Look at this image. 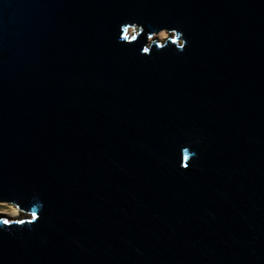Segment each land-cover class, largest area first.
Listing matches in <instances>:
<instances>
[{
	"label": "water",
	"instance_id": "1",
	"mask_svg": "<svg viewBox=\"0 0 264 264\" xmlns=\"http://www.w3.org/2000/svg\"><path fill=\"white\" fill-rule=\"evenodd\" d=\"M0 204V264H264V0H0Z\"/></svg>",
	"mask_w": 264,
	"mask_h": 264
},
{
	"label": "rangeland",
	"instance_id": "2",
	"mask_svg": "<svg viewBox=\"0 0 264 264\" xmlns=\"http://www.w3.org/2000/svg\"><path fill=\"white\" fill-rule=\"evenodd\" d=\"M136 32V30H130L131 34H134ZM167 37L163 40H158L157 36L154 35L152 38L149 39V41L153 40V39H157V41L159 43L164 42L167 38L171 37L170 34L166 33ZM15 209V208H14ZM12 213V206L10 207L9 205H5V204H0V219H5V220H9V221H15L17 219H23L25 217H27L26 215H24L23 213L18 211V216L16 217H10V214Z\"/></svg>",
	"mask_w": 264,
	"mask_h": 264
},
{
	"label": "snow or ice",
	"instance_id": "3",
	"mask_svg": "<svg viewBox=\"0 0 264 264\" xmlns=\"http://www.w3.org/2000/svg\"><path fill=\"white\" fill-rule=\"evenodd\" d=\"M122 31L127 32V31H128V28H125V29H123ZM123 39L127 40V36L123 37ZM143 51H144L145 53L148 52L147 49H144ZM184 159H187V157H186V156H183V159H181V167H182V168L185 167V165H184V163H183V160H184ZM37 219H38L37 215H35V214L32 213V220H31V221H35V220H37ZM22 222H23L22 219H17V220H15L14 223L19 224V223H22ZM10 223H12V222H10L9 220H0V226H4L5 228H7L8 225H9Z\"/></svg>",
	"mask_w": 264,
	"mask_h": 264
},
{
	"label": "bare ground",
	"instance_id": "4",
	"mask_svg": "<svg viewBox=\"0 0 264 264\" xmlns=\"http://www.w3.org/2000/svg\"><path fill=\"white\" fill-rule=\"evenodd\" d=\"M129 33H130V30H129ZM156 36H157V39L158 40H163V39H165L167 37V35H166L165 32L163 33V35H161L160 33H158ZM16 216H18V210L17 209H14V207H12V213L10 214V217H16Z\"/></svg>",
	"mask_w": 264,
	"mask_h": 264
},
{
	"label": "clouds",
	"instance_id": "5",
	"mask_svg": "<svg viewBox=\"0 0 264 264\" xmlns=\"http://www.w3.org/2000/svg\"><path fill=\"white\" fill-rule=\"evenodd\" d=\"M163 33H164V32H163V30H162V31L160 32V34L163 35Z\"/></svg>",
	"mask_w": 264,
	"mask_h": 264
}]
</instances>
